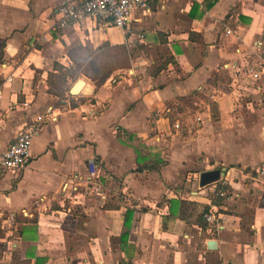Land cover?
<instances>
[{
	"label": "crops",
	"instance_id": "obj_1",
	"mask_svg": "<svg viewBox=\"0 0 264 264\" xmlns=\"http://www.w3.org/2000/svg\"><path fill=\"white\" fill-rule=\"evenodd\" d=\"M66 1L82 0H0V155L58 115L21 171H0V264H264V0H146L128 32L102 18L53 31ZM103 45L126 47L129 67L99 85L64 75L50 94L70 53ZM179 200L212 223L181 220Z\"/></svg>",
	"mask_w": 264,
	"mask_h": 264
},
{
	"label": "built area",
	"instance_id": "obj_2",
	"mask_svg": "<svg viewBox=\"0 0 264 264\" xmlns=\"http://www.w3.org/2000/svg\"><path fill=\"white\" fill-rule=\"evenodd\" d=\"M146 8V0H82L77 3L66 1L58 4L53 10L55 20L52 30L63 31L84 18H102L110 19L115 28L128 32L134 12L139 9L146 10ZM249 73L254 80L259 78L257 71L250 69ZM57 117L53 108L48 107L32 121L25 123L10 146L0 155V171H21L28 163L34 136L45 121L55 122ZM196 121H200V118L197 117ZM178 127L179 125L175 124L174 128L178 129ZM86 167L88 178H94L97 171L96 163L89 161ZM75 190L74 188L73 191ZM203 218L209 224L214 219L210 212L205 213Z\"/></svg>",
	"mask_w": 264,
	"mask_h": 264
},
{
	"label": "trees",
	"instance_id": "obj_3",
	"mask_svg": "<svg viewBox=\"0 0 264 264\" xmlns=\"http://www.w3.org/2000/svg\"><path fill=\"white\" fill-rule=\"evenodd\" d=\"M109 51L111 63L107 59L103 60L101 58L98 60V56H101L102 52ZM128 49L124 46H115L108 47L103 45L99 47L94 52L90 53L88 57L78 58L73 53L69 54V58L72 63V68L66 72V74H50L48 77L49 83V92L52 95H59L62 91L61 86L64 82V75L74 77L80 73L86 74V77L90 78L92 81H95L98 85L108 76L110 71L113 69L128 68L129 67V58H128ZM91 61H98L95 63V69L88 72L86 69V64ZM85 66V67H84ZM138 160L139 154H138ZM171 210L178 208V216L181 220L187 223H195L205 228L208 225L207 221L203 218V215L208 212V208L199 205L194 202L179 200L177 202H170ZM117 206H104V209H116ZM132 212L127 211L124 220V226L128 227L131 220Z\"/></svg>",
	"mask_w": 264,
	"mask_h": 264
},
{
	"label": "water",
	"instance_id": "obj_4",
	"mask_svg": "<svg viewBox=\"0 0 264 264\" xmlns=\"http://www.w3.org/2000/svg\"><path fill=\"white\" fill-rule=\"evenodd\" d=\"M81 81H78V83L76 85H80L79 87H76V85L71 89V94H77L81 88ZM220 171H209V172H203L200 176H199V185L201 187L207 186L209 184L215 183L216 181H218V179L220 178ZM209 246H213L212 244H210Z\"/></svg>",
	"mask_w": 264,
	"mask_h": 264
},
{
	"label": "rangeland",
	"instance_id": "obj_5",
	"mask_svg": "<svg viewBox=\"0 0 264 264\" xmlns=\"http://www.w3.org/2000/svg\"><path fill=\"white\" fill-rule=\"evenodd\" d=\"M138 48H136V50H137ZM138 50H140V49H138ZM144 49H142V51H143ZM141 51V50H140ZM102 53H104V54H102L101 56H98V57H100V58H98V60L99 59H101V58H104L103 60H105V59H107V61L108 62H112L110 59V54H109V51H104V52H102ZM85 57V55L84 56H82L81 58H84ZM96 62H98V61H91V62H88L85 66H86V69H88L87 71L88 72H90V70H94L96 67L94 66L95 65V63ZM84 66V67H85ZM78 79H80V78H74L73 80H72V82H71V85L70 86H72V84H74V83H76V81L78 80Z\"/></svg>",
	"mask_w": 264,
	"mask_h": 264
},
{
	"label": "bare ground",
	"instance_id": "obj_6",
	"mask_svg": "<svg viewBox=\"0 0 264 264\" xmlns=\"http://www.w3.org/2000/svg\"><path fill=\"white\" fill-rule=\"evenodd\" d=\"M80 85L78 84V85H76V87H79ZM83 86V82L81 83V87Z\"/></svg>",
	"mask_w": 264,
	"mask_h": 264
}]
</instances>
